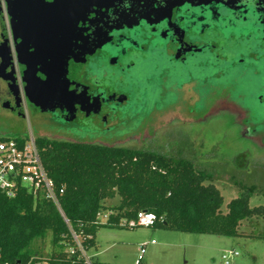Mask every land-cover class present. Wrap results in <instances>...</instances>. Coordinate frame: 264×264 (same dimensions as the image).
I'll return each mask as SVG.
<instances>
[{
  "label": "flooded vegetation",
  "instance_id": "af4514ba",
  "mask_svg": "<svg viewBox=\"0 0 264 264\" xmlns=\"http://www.w3.org/2000/svg\"><path fill=\"white\" fill-rule=\"evenodd\" d=\"M34 1L0 0V134L22 135L28 119L36 133L64 126L116 131L128 118L138 78L142 96L147 95L143 86L153 80L170 84L187 79L184 100L194 105L200 98L190 80L194 69L205 71L206 84L222 85L232 75L248 80L244 97L219 86L213 107L232 112L245 135L264 125L253 116L256 106L264 109V0H94L95 5L81 15L76 33L82 38L93 35L97 42L89 50L92 54L70 61L69 73L62 64L55 66V55L43 53L40 40L32 36L44 33L43 18H31ZM43 1L49 5L45 27L61 36L66 0H60L57 10L50 6L55 0ZM25 16L30 19L27 30L21 26ZM79 40L76 46L82 48ZM150 52L153 57L142 60ZM142 63L152 66L151 73H138ZM66 75L74 84L69 98ZM177 109L183 117L192 116L178 105L161 117ZM33 127L37 139L73 142L59 136L60 129L39 136ZM256 134L264 142V132Z\"/></svg>",
  "mask_w": 264,
  "mask_h": 264
},
{
  "label": "trees",
  "instance_id": "16d2710c",
  "mask_svg": "<svg viewBox=\"0 0 264 264\" xmlns=\"http://www.w3.org/2000/svg\"><path fill=\"white\" fill-rule=\"evenodd\" d=\"M44 165L58 190L70 225L44 197L20 190L0 193V252L4 264H86L73 234L86 251L96 247L100 229L130 228L138 213H154L155 228L227 238L264 240L241 234L242 222L264 220V206L252 208L245 190L223 212L224 197L211 183L213 172L183 157L157 151L38 139ZM119 198L116 205L107 202ZM110 216L105 222L101 214ZM136 229V228H135ZM51 239L47 255L38 243ZM75 253L73 254V251ZM93 264L103 263L93 259ZM143 264V263H142Z\"/></svg>",
  "mask_w": 264,
  "mask_h": 264
},
{
  "label": "rangeland",
  "instance_id": "374dc122",
  "mask_svg": "<svg viewBox=\"0 0 264 264\" xmlns=\"http://www.w3.org/2000/svg\"><path fill=\"white\" fill-rule=\"evenodd\" d=\"M154 55L143 57L142 60H149ZM152 66L142 63L139 66L138 73H151ZM136 76L137 72L135 71ZM205 71L194 69L191 81L195 82L194 93L200 97L195 99L194 105H188L185 99L183 89L184 82L187 79L175 82L164 81L156 82L153 80L150 84L143 86L147 95H141L140 79L139 90L136 91L134 103L126 110L129 114L125 124L116 131L104 133L97 130H89L86 127L63 128L49 127L34 134L46 136L53 134L60 129V135L64 140L78 143H88L94 145H104L121 148H134L150 151H157L175 157H183L193 162L201 164L202 169L207 168L213 172V183L224 197L223 212H227L228 204L238 198L245 190H250L253 196L250 200L252 208L264 206V142L256 136V133L264 132V125L251 128V132L245 135L242 132V126L237 122L235 115L227 109H216L213 106V94H218L223 86L230 88L232 94L245 96L249 92V87L245 84L250 82L246 79L238 80L235 75L225 79L223 84H206L203 81ZM247 78V77H245ZM237 87H233L235 85ZM240 85V86H239ZM247 89V90H246ZM245 91V92H244ZM244 93L241 95L240 93ZM144 94V93H143ZM132 95V93H131ZM150 96V98H148ZM249 104L251 102H248ZM178 105H184L186 110L191 112V117H183L181 111L177 109L172 115H161ZM245 105L246 102H245ZM204 115V116H203ZM256 115L264 121V109L256 106L253 116ZM178 117V118H175ZM33 121V116L30 115ZM31 120H25L24 132L22 135H13L11 133L0 134L11 138L29 137L33 132L30 127ZM153 125V126H151ZM158 125V126H157ZM148 128V130H145ZM32 131V132H31ZM33 134V133H32ZM134 138L133 140L131 138ZM119 198L107 202V206L119 203ZM104 222V218L99 219ZM155 228V227H154ZM136 228L133 230L126 228H102L101 234L107 238V244L113 240L119 241L116 247L111 249L104 259L112 260L115 256L120 259L118 264H135L140 248L139 240L142 236L149 235L155 230H162L168 233V236H187L179 232L169 231L160 228ZM239 232L259 236L264 234V220L253 218L242 222ZM115 234L110 237L107 234ZM196 235V240L206 241V256L203 253L196 252L197 264H225L224 255H232L237 252L238 256L231 257V264H264V240L250 238L246 236L238 238H227L211 235ZM199 236V237H198ZM113 239V240H112ZM152 239L158 245L151 244ZM216 242V246L213 245ZM123 241V243L121 242ZM163 240L157 235L149 240L147 254L143 264H179L184 261L178 250L171 247H162L159 243ZM204 241L201 243H204ZM38 245L41 251L47 255L51 250V239L47 238L44 242L40 241ZM106 247V246H105ZM104 247V248H105ZM210 247L209 249H207ZM158 250V251H157ZM95 250H88V256H91ZM193 250L188 251V257L193 258Z\"/></svg>",
  "mask_w": 264,
  "mask_h": 264
},
{
  "label": "built area",
  "instance_id": "2783aa9c",
  "mask_svg": "<svg viewBox=\"0 0 264 264\" xmlns=\"http://www.w3.org/2000/svg\"><path fill=\"white\" fill-rule=\"evenodd\" d=\"M20 190H27L49 200L57 208L64 222L70 225L62 207L61 198L65 191L64 189L58 190L50 177L42 159L38 139L32 133L29 137L0 138V193L8 198H13ZM109 216L108 213L101 214L99 219L103 217L106 222ZM158 221L159 219L154 213L141 211L135 220L128 223V226L134 229L154 228ZM73 238L85 263L93 264V259L88 256L80 238L76 234H73ZM151 244H155V242H151ZM147 245L140 246V255L135 264H142ZM232 256H238V253L233 252L232 255L223 256L225 264H231ZM2 259L0 252V264H4Z\"/></svg>",
  "mask_w": 264,
  "mask_h": 264
},
{
  "label": "water",
  "instance_id": "95a60500",
  "mask_svg": "<svg viewBox=\"0 0 264 264\" xmlns=\"http://www.w3.org/2000/svg\"><path fill=\"white\" fill-rule=\"evenodd\" d=\"M62 5L65 7L66 13V18L63 19V27L65 32H63L61 36H57L52 33H49V31L47 30L48 28L45 27L47 22L46 16L48 13L47 11L49 5H47L43 0H37L33 2L32 8L34 10L31 13V18L34 20H37L38 18H43L44 25L42 26V29L44 33L32 36H36L40 40L39 48L43 53H50L55 55V58L52 57L53 64L55 66H59L60 64H62L63 69H66V73H69L67 70L71 60L80 62L81 57L93 53L89 50L92 49L93 46H95L98 38L93 35L91 37L82 38L80 34L76 33V25L77 23H79L81 15L84 16L95 4L94 0H66L63 2ZM62 5H60V0H55V2L50 6L57 10ZM28 20L30 19L26 16L24 18H21V26L24 30L28 29ZM92 37H95L94 41L90 42V38ZM78 40L80 42L82 41V48H78L76 46V41L78 42ZM98 46L99 45H97L96 47ZM53 50H55V53ZM65 78L67 94L69 98V96L73 95L74 93V84L67 79V75ZM48 93L51 94L52 92H49L48 90Z\"/></svg>",
  "mask_w": 264,
  "mask_h": 264
},
{
  "label": "crops",
  "instance_id": "0c3cea01",
  "mask_svg": "<svg viewBox=\"0 0 264 264\" xmlns=\"http://www.w3.org/2000/svg\"><path fill=\"white\" fill-rule=\"evenodd\" d=\"M155 229L156 228H154V230ZM101 231L102 230L100 229L98 234H97L96 247L92 248V250H95V251L92 253L91 257H92V259L98 260V261L103 262V263H117L120 259L118 256H115L112 260L104 259V257L106 256V254L111 249H113L114 247L117 246L116 243L119 241H115L112 239L113 241L111 242V240H110L109 244H107V242H106L107 238H105L104 234H101L102 233ZM181 234H185V233H180V235ZM107 235L110 237H115V236H113L115 234H112V233L107 234ZM157 235H159L163 240L161 243H159L162 247V249H161L162 252L164 250V247H166V248L171 247L174 250L175 249L178 250L179 254L181 255L182 259L184 260L182 262H179V264H197L196 263L197 258H195L196 252L203 253L206 256V241L201 240V238L199 240H196V238H195L196 235L185 234L187 236L183 235L180 237L179 236L170 237V236H168L167 232H164L162 230H155L152 233L150 232L149 235L147 234L146 236H142V238L139 240L140 246L143 244L149 245V243H150L149 240L151 238L156 237ZM201 241L202 242L204 241V243H201ZM121 242L123 243V241H121ZM151 242H155V244H153V245H158L154 239H152ZM212 242H213V245L216 246V242L213 240H212ZM148 245L146 247V254H147ZM209 248L210 247H208L207 249H209ZM191 250H193V253H194L193 258L188 257V251H191ZM138 252L139 253H138L137 259L140 255V248H139ZM234 253H237V252H234ZM234 257H236V256H234ZM144 260H145V258L143 259V261ZM147 262H148V264H150L149 261H147Z\"/></svg>",
  "mask_w": 264,
  "mask_h": 264
}]
</instances>
